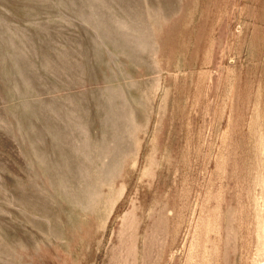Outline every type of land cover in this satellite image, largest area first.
Here are the masks:
<instances>
[{"label": "rangeland", "instance_id": "rangeland-1", "mask_svg": "<svg viewBox=\"0 0 264 264\" xmlns=\"http://www.w3.org/2000/svg\"><path fill=\"white\" fill-rule=\"evenodd\" d=\"M0 264H264V0H0Z\"/></svg>", "mask_w": 264, "mask_h": 264}, {"label": "bare ground", "instance_id": "bare-ground-1", "mask_svg": "<svg viewBox=\"0 0 264 264\" xmlns=\"http://www.w3.org/2000/svg\"><path fill=\"white\" fill-rule=\"evenodd\" d=\"M104 5V4H103ZM102 6V5H101ZM89 7V6H88ZM101 8V7H100ZM85 16V15H84ZM117 23L120 25V28H125V29H127V28H129V27H131V24L129 23V22H126V21H124V20H119V19H117ZM96 33V32H95Z\"/></svg>", "mask_w": 264, "mask_h": 264}]
</instances>
